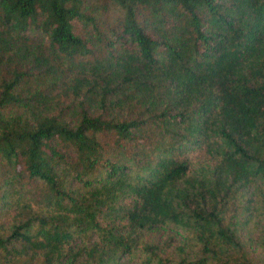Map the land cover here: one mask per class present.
Returning a JSON list of instances; mask_svg holds the SVG:
<instances>
[{
	"label": "trees",
	"instance_id": "1",
	"mask_svg": "<svg viewBox=\"0 0 264 264\" xmlns=\"http://www.w3.org/2000/svg\"><path fill=\"white\" fill-rule=\"evenodd\" d=\"M0 264H264V0H0Z\"/></svg>",
	"mask_w": 264,
	"mask_h": 264
}]
</instances>
